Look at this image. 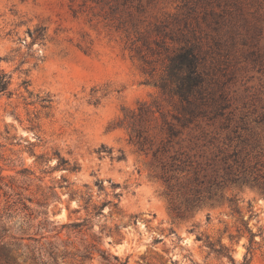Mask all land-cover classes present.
I'll list each match as a JSON object with an SVG mask.
<instances>
[{"label":"rangeland","instance_id":"1","mask_svg":"<svg viewBox=\"0 0 264 264\" xmlns=\"http://www.w3.org/2000/svg\"><path fill=\"white\" fill-rule=\"evenodd\" d=\"M0 70V264H264V0H0Z\"/></svg>","mask_w":264,"mask_h":264},{"label":"trees","instance_id":"2","mask_svg":"<svg viewBox=\"0 0 264 264\" xmlns=\"http://www.w3.org/2000/svg\"><path fill=\"white\" fill-rule=\"evenodd\" d=\"M186 67L189 70H191V72H194V69L196 68V56L194 55L191 48H182L177 54L173 55L169 59V65L167 67L168 77L160 85L162 89H164L168 85H176V87H174V90L176 91L178 96L181 99H183V101H185L186 105H184L183 107L184 118L181 123V126L183 128L184 127L186 128L188 124L194 123L195 119L200 115V112L191 106L189 99H186L188 91L183 88L185 78L177 76V73L182 72L184 69H186ZM188 79L189 77L186 78L187 83H188ZM9 85H10V76L4 73L2 70H0V96L4 94L8 96L11 95L9 91ZM22 85L25 87H28L29 81L23 80ZM37 98L44 108H46L47 105L51 102L48 96H42L40 98L39 97ZM179 121L181 120L179 119ZM166 135H167L166 144H169L180 135V130H178L174 125H168ZM198 140L199 139H197L196 142H194L192 146H190L189 150L192 151L195 145L197 146L199 145L197 142ZM209 142L211 145L214 142V138H212ZM202 146H205V144L204 145L202 144ZM180 150H182V146H180V149L176 150L174 154L171 155L170 165L173 168V170L179 173H183L185 175L192 176L196 185L198 184V182L203 183L202 180H199L201 173L205 171V165H206L201 159L203 158L202 155H200V159H198V157H196L194 154H189V152L185 153L184 151H180ZM216 157L217 155L214 156V158ZM214 158L212 157L210 159L213 160ZM222 158L224 159V157ZM233 182H236V181H233ZM207 184H208L207 187L209 190H208V195L205 197H201L200 190L198 188H196L195 190H192L191 188L188 189V191L191 193V197L187 200V210L189 212H192L193 210L199 208L205 201H212L214 197L216 196L215 194L216 192H213L212 189H210L212 187V184L210 183V181H208ZM213 184H216V183H213ZM216 187H217V184H216ZM250 236L253 237V235L251 234ZM251 237L249 240L250 245H252V242H253V238ZM89 255H91V253L88 255H83V257L89 258ZM50 256L52 259L51 264H55L56 256L53 251L50 252ZM102 258L104 260H107L104 255H102ZM243 260H244L243 264H247L246 256L243 258Z\"/></svg>","mask_w":264,"mask_h":264}]
</instances>
